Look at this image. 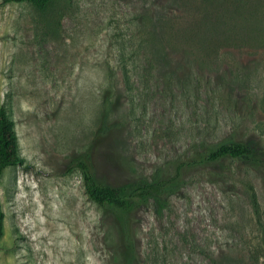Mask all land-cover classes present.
Returning a JSON list of instances; mask_svg holds the SVG:
<instances>
[{"label":"rangeland","instance_id":"rangeland-1","mask_svg":"<svg viewBox=\"0 0 264 264\" xmlns=\"http://www.w3.org/2000/svg\"><path fill=\"white\" fill-rule=\"evenodd\" d=\"M177 6L0 0V106L28 165L0 173V264H264L263 165L186 167L161 206L127 211L91 201L75 167L87 160L120 186L171 175L198 134L264 151V48L222 50L208 67L180 53L161 61L147 30Z\"/></svg>","mask_w":264,"mask_h":264},{"label":"trees","instance_id":"trees-1","mask_svg":"<svg viewBox=\"0 0 264 264\" xmlns=\"http://www.w3.org/2000/svg\"><path fill=\"white\" fill-rule=\"evenodd\" d=\"M51 1L6 0V2H26L39 10L46 9ZM176 2H178L176 7L178 12L167 14L168 17L164 16L157 31L147 30L148 49L151 50L153 47V50L161 56V61L165 60L167 53H180L193 55L199 64L208 67L222 50L264 48V0H176ZM123 77L126 89H129L127 71H124ZM202 138L199 134L193 137L189 145L188 157L176 163L171 175L156 174L150 179L113 186L99 181L91 163L87 160L76 161L75 167L80 170L85 193L91 201L103 208L127 211L151 199L161 206L165 198L179 188L182 171L186 167L195 168L225 158L264 166V151H258L249 141L229 140L208 143L209 141ZM16 166L25 168L28 165L19 150L15 123L2 104L0 106V173L8 167ZM250 191L252 205L258 214L255 192L252 188ZM257 216L259 220V215ZM3 230L4 213L0 204V238ZM261 237L257 261L259 256L264 257V233Z\"/></svg>","mask_w":264,"mask_h":264}]
</instances>
